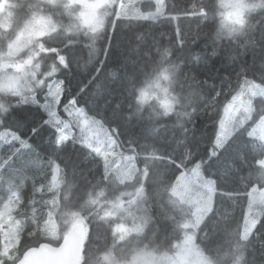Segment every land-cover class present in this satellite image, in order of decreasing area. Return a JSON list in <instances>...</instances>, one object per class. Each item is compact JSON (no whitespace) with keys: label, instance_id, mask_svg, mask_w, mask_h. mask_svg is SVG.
<instances>
[{"label":"clouds","instance_id":"1","mask_svg":"<svg viewBox=\"0 0 264 264\" xmlns=\"http://www.w3.org/2000/svg\"><path fill=\"white\" fill-rule=\"evenodd\" d=\"M45 254L264 264V0H0V264Z\"/></svg>","mask_w":264,"mask_h":264},{"label":"trees","instance_id":"2","mask_svg":"<svg viewBox=\"0 0 264 264\" xmlns=\"http://www.w3.org/2000/svg\"><path fill=\"white\" fill-rule=\"evenodd\" d=\"M197 47H198V45H197ZM194 53H195V50H194V49H192V50H188V51L186 52V54H187L189 60H192V57H193ZM75 79H76V78L73 77V81H74V82H75ZM35 116H36L35 113H28V114H26V115L23 117V119L25 120V122H26L27 124H31V123L35 120ZM36 139H37L41 144H43L44 133H40V134H38V136H37ZM45 148H46V146H45Z\"/></svg>","mask_w":264,"mask_h":264},{"label":"water","instance_id":"3","mask_svg":"<svg viewBox=\"0 0 264 264\" xmlns=\"http://www.w3.org/2000/svg\"><path fill=\"white\" fill-rule=\"evenodd\" d=\"M53 259L50 255L45 254L44 256L37 257L34 264H52Z\"/></svg>","mask_w":264,"mask_h":264}]
</instances>
